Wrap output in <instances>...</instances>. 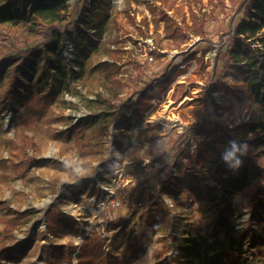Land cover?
<instances>
[{"label": "rangeland", "instance_id": "374dc122", "mask_svg": "<svg viewBox=\"0 0 264 264\" xmlns=\"http://www.w3.org/2000/svg\"><path fill=\"white\" fill-rule=\"evenodd\" d=\"M9 1L0 0V7ZM244 1L111 0L112 16L103 39L98 46L91 47L88 57H79L83 68L72 60L71 67L76 75L72 76V81L77 84V91L63 90L48 119L38 129L29 131L41 148L36 156L45 160L34 166L25 177L11 175L10 169H5L0 162V216L33 211L23 219L24 222L15 230L13 239L8 241L11 254L17 252L20 241L26 237L35 238L29 251L20 256L19 262L2 260L0 264H47L43 257V245L44 248L49 243H74L80 246L84 237L93 230L100 231L105 240L104 249L116 254L121 253L122 234L141 233L146 230L152 237V243L130 264H165L177 251L174 246L183 243L191 224L203 227L211 219L210 212L206 211V206L198 198L192 204H177L174 195L168 193L164 198L165 205L152 208L153 215L166 217L162 227L154 230L144 221L154 198L149 199L146 192L139 195L137 191L133 197L135 213L127 215L124 205L118 206L119 197L124 189L133 190L136 181L142 176L136 174L131 149L118 151L114 141L137 143L138 140L155 138L156 146L163 149L180 146L183 151L181 156L190 154L192 157L190 162L187 158L183 159L187 163L190 185L202 189L204 173L193 158L197 153V142L211 140L212 137L205 131L199 132L198 124L212 117L224 129L234 130L242 140L252 136L253 133L250 132L245 137L244 126L252 120L260 121L261 108L250 99L241 110H238V106L230 105L233 101L230 88L236 79L217 60L218 57L220 60L225 57V46L230 43L234 29L249 2L247 0L241 8ZM20 3L17 9L10 10L14 17L20 19L19 23L0 21V44L7 47H32L41 44L45 40L47 23L33 14L34 1L24 0ZM163 12L176 20V26L181 28L179 37L172 38L167 35L165 22L160 19ZM193 15L207 30L205 37L196 32ZM76 17L75 0H69L58 23L62 27L69 25L73 28ZM108 46H116L124 51L117 54L115 59L119 66L115 75L111 68L101 66L103 61H113L107 52ZM46 50L44 48L42 52L34 54L23 66L34 77L42 68ZM74 54L75 51L72 50L70 56L73 57ZM156 55L160 58H155ZM19 62L20 59H17L5 64L0 72L1 85L7 83L10 73L15 66L20 65ZM136 62H139V66H136ZM158 62H162L160 67H157ZM165 67L166 72L178 71L179 75L164 91L162 98L155 100L152 110L144 112L132 102H129V107L127 88L122 90L120 99L104 105L107 108L106 124L114 116L118 118L108 125L107 130H103L102 139L96 146L98 153L86 156L80 154L73 138L64 135L77 122L100 118L101 109L96 105L93 108L89 106L93 105L91 100H100L101 96L107 95L105 83L108 75L126 79L130 75L142 73L146 81L156 80L167 76L164 75ZM17 74L20 79L25 78L21 67ZM168 100L172 101V111L162 116L160 111ZM55 134L61 135L56 137ZM10 139H15L12 115L2 109L0 159L15 162V151L8 143ZM252 152L256 154L257 164L264 168L263 147H252ZM230 163L234 164V161L226 164L223 173L226 178L235 175L239 167H230ZM3 172L9 173V177ZM233 182L236 184L235 180ZM211 184H215V181H211ZM239 186L240 184L233 188L235 192L230 195L233 208L231 218L239 224L250 222L253 227H257L258 217L257 213L250 210L249 193L237 188ZM94 189L100 191L94 192ZM186 196L187 194L183 195L184 199ZM49 210L71 215L78 222L75 230L59 237L47 234L48 239H45L42 233L46 230L45 216ZM117 212L123 221L118 228L111 230L106 222ZM2 228L3 224H0V231ZM2 238L0 235V240ZM76 254L71 263L63 264H78Z\"/></svg>", "mask_w": 264, "mask_h": 264}, {"label": "trees", "instance_id": "16d2710c", "mask_svg": "<svg viewBox=\"0 0 264 264\" xmlns=\"http://www.w3.org/2000/svg\"><path fill=\"white\" fill-rule=\"evenodd\" d=\"M22 1L24 0H10L6 5L1 6L0 21L19 23L20 19L14 17L10 10L17 9ZM27 1H34L33 14L47 23L45 40L32 47L28 45L7 47L0 44V72L3 71L6 63L20 59V65L13 68L7 83L0 84V91H2L0 110L9 111L12 115L15 139H10L8 143L12 145L17 160L10 162V160L0 159V162L5 169H10L11 175L22 177L30 174L34 166L45 160L36 156L41 148L29 131L38 129L48 119L54 103L63 90L77 91V84L72 81V76L76 77L71 67L72 60L74 59L83 68L79 57H88L91 47L98 46L112 16L111 0H75L77 17L73 22L74 27L71 28L69 25L62 27L58 22L69 0ZM242 13L243 16L234 29L230 43L225 46L224 59L220 60L218 57L217 60L223 68L227 67L236 79L230 88V96L233 99L230 105L238 106V110H241L250 99L253 104L261 108L260 121L252 120L245 124V137L250 132L253 133L245 140L240 139L234 130L219 126V122L212 117L198 124L199 132L205 131L212 137L211 140L197 142V153L193 158L204 173L203 188L197 189L190 185L189 174L186 171L187 163H184L183 159L187 158L190 162L192 157L190 154L181 156L183 151L180 146L163 149L156 146L155 138L138 140L137 143L114 141L118 151L131 149L136 174L142 176L136 181L133 190L124 189L119 197L118 206L123 204L127 215L135 213L133 203L135 191L139 195L146 192L149 199L154 198L144 220L146 225L154 230L162 227L166 217L160 214L153 215L152 208H157L161 204L165 205L164 198L168 193L174 195L177 204H192L198 198L206 206V211L211 214V219H208L203 227L197 224L190 225L183 243L174 246L177 251L165 264H262L264 262V168L257 164L256 154L252 152V147L264 149V0H249ZM160 19L165 22V30L169 37L177 38L181 35V28L176 26V20L172 16L163 12ZM193 19L196 32L205 37L207 30L196 16L193 15ZM67 40L70 41L71 48L67 45ZM113 43L116 44V41ZM44 48L47 50L42 68L34 77L23 66L29 62L30 57L42 52ZM106 48L113 61H103L101 66L111 68L115 75L119 69L115 59L124 51L116 46ZM72 50L75 51L73 57L70 56ZM13 52L17 53L13 55ZM155 58L160 57L156 55ZM138 63L136 62V66H139ZM161 65L162 62H158L157 67ZM20 67L25 78L18 77L17 71ZM164 70L166 77L147 81L142 73L130 75L126 79L108 75L105 83L107 95L101 96L100 100H91L90 103L93 105L89 106L93 108L96 105L101 109L100 118L77 122L69 127L64 135L73 138L80 154L86 156L98 153L96 146L102 139L103 130H107L108 125L118 118L114 116L112 121L106 124L107 108L104 105H110L120 99L122 90L127 88L128 105L132 102L144 112L152 110L155 107V100L162 98L164 91L179 75L178 71L166 72V67ZM60 135L55 134L56 137ZM231 140L241 145L242 152L243 144L247 145L246 155L238 154L241 156L242 165L231 177L232 180L223 176L227 162L221 159V154L230 147ZM174 169H176L175 173ZM3 173L6 177L10 175L7 172ZM211 181H215V184H211ZM239 184L237 188L247 190L249 193L250 210L252 213H257L258 217L257 227H253L250 222L245 225L239 224L231 218L233 208H231L230 195L235 192L233 188ZM184 194H187L185 199ZM31 213L33 211L0 216V224H3L0 231L3 237L0 240V261L17 260L19 262L20 256L29 251L35 238L26 237L20 241L19 248L14 254H11L8 241L13 239L15 230ZM121 221L123 219L117 212L108 219L106 226L111 230L116 229L121 225ZM45 224L46 230L42 235L48 239L47 234L59 237L70 233L75 230L78 222L68 213H53L49 210L45 216ZM151 243L152 237L146 230L141 233L122 234L121 253L116 254L104 249L105 240L101 237L100 231L93 230L84 237L80 246L74 243L69 245L49 243L42 248L47 264L71 263L76 253L78 264H130Z\"/></svg>", "mask_w": 264, "mask_h": 264}, {"label": "clouds", "instance_id": "9594fccd", "mask_svg": "<svg viewBox=\"0 0 264 264\" xmlns=\"http://www.w3.org/2000/svg\"><path fill=\"white\" fill-rule=\"evenodd\" d=\"M229 145H230V147L228 149H226L225 152H223L221 154V159L226 161V162H233L234 161V164L230 163V167L241 166L242 161L239 158V155H246L247 145L243 144V149H244L243 152L241 151V145L237 141L231 140V141H229Z\"/></svg>", "mask_w": 264, "mask_h": 264}, {"label": "bare ground", "instance_id": "6f19581e", "mask_svg": "<svg viewBox=\"0 0 264 264\" xmlns=\"http://www.w3.org/2000/svg\"><path fill=\"white\" fill-rule=\"evenodd\" d=\"M172 91H173V89H172ZM172 91H171V92H172ZM171 106H172V101H171V100H168V101L163 105V107H162V109H161V111H160V114H161L162 116H164V115L170 113V112L172 111V110H171Z\"/></svg>", "mask_w": 264, "mask_h": 264}, {"label": "water", "instance_id": "95a60500", "mask_svg": "<svg viewBox=\"0 0 264 264\" xmlns=\"http://www.w3.org/2000/svg\"><path fill=\"white\" fill-rule=\"evenodd\" d=\"M67 45L71 48V43H70V41H67Z\"/></svg>", "mask_w": 264, "mask_h": 264}]
</instances>
